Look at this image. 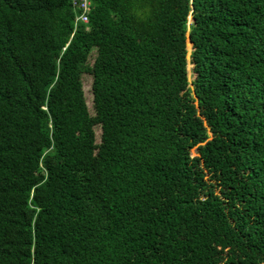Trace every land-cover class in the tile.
<instances>
[{
    "label": "trees",
    "instance_id": "trees-1",
    "mask_svg": "<svg viewBox=\"0 0 264 264\" xmlns=\"http://www.w3.org/2000/svg\"><path fill=\"white\" fill-rule=\"evenodd\" d=\"M75 18L0 0V264H264V0Z\"/></svg>",
    "mask_w": 264,
    "mask_h": 264
},
{
    "label": "rangeland",
    "instance_id": "rangeland-1",
    "mask_svg": "<svg viewBox=\"0 0 264 264\" xmlns=\"http://www.w3.org/2000/svg\"><path fill=\"white\" fill-rule=\"evenodd\" d=\"M188 50L191 53V43L189 41H188ZM95 56H96V50H93L91 55H90V58H89V62L90 63H93ZM192 68H193V66H192ZM192 68L188 69V71H189L188 75H189L191 84H192V80H193ZM92 78L93 77L91 75H89V74H85L83 76V83H84L83 89H84L85 98H86V100L88 102L89 109H90L91 113H93V92H92V81H93V79Z\"/></svg>",
    "mask_w": 264,
    "mask_h": 264
},
{
    "label": "built area",
    "instance_id": "built-area-1",
    "mask_svg": "<svg viewBox=\"0 0 264 264\" xmlns=\"http://www.w3.org/2000/svg\"><path fill=\"white\" fill-rule=\"evenodd\" d=\"M71 4L76 12L75 24H88L92 0H71Z\"/></svg>",
    "mask_w": 264,
    "mask_h": 264
},
{
    "label": "bare ground",
    "instance_id": "bare-ground-1",
    "mask_svg": "<svg viewBox=\"0 0 264 264\" xmlns=\"http://www.w3.org/2000/svg\"><path fill=\"white\" fill-rule=\"evenodd\" d=\"M76 25H78V24H76Z\"/></svg>",
    "mask_w": 264,
    "mask_h": 264
}]
</instances>
